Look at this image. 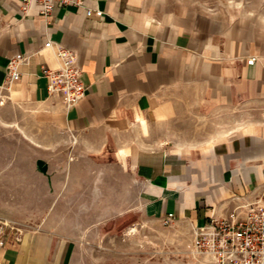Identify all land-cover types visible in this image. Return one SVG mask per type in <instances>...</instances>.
I'll return each mask as SVG.
<instances>
[{
    "label": "crops",
    "instance_id": "1",
    "mask_svg": "<svg viewBox=\"0 0 264 264\" xmlns=\"http://www.w3.org/2000/svg\"><path fill=\"white\" fill-rule=\"evenodd\" d=\"M77 1L0 0V264H103L106 237L169 214L192 231L264 185V10ZM60 49L86 88L70 109L43 73Z\"/></svg>",
    "mask_w": 264,
    "mask_h": 264
},
{
    "label": "built area",
    "instance_id": "2",
    "mask_svg": "<svg viewBox=\"0 0 264 264\" xmlns=\"http://www.w3.org/2000/svg\"><path fill=\"white\" fill-rule=\"evenodd\" d=\"M21 10L27 13L35 4L41 13L50 15L56 6L79 4L77 0H20ZM86 14L101 17L100 10L87 9ZM47 42L45 47H50ZM63 65L58 70L45 68L48 90L51 95L61 98L66 109H70L85 97L86 88L81 81V70L77 65L74 51L60 49ZM21 58H14L8 66L6 81L19 78L17 66ZM254 58L249 60L253 64ZM173 214L163 219V225L172 223ZM5 223L0 220V246ZM188 255L204 260L207 264H264V185L254 195L253 200L236 207L225 218H210L208 222L192 230V240Z\"/></svg>",
    "mask_w": 264,
    "mask_h": 264
},
{
    "label": "rangeland",
    "instance_id": "3",
    "mask_svg": "<svg viewBox=\"0 0 264 264\" xmlns=\"http://www.w3.org/2000/svg\"><path fill=\"white\" fill-rule=\"evenodd\" d=\"M208 1L214 4L216 0ZM233 1L241 3L246 9L264 10V0ZM125 234V240L122 237H106L105 245L96 248L98 257L106 260L103 264H207L188 255L192 240L188 224L171 223L165 226L163 221H155L135 231L127 230Z\"/></svg>",
    "mask_w": 264,
    "mask_h": 264
}]
</instances>
